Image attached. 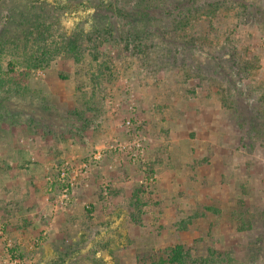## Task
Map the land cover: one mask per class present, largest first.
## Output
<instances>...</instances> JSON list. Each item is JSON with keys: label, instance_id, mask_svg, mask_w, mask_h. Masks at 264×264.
Returning a JSON list of instances; mask_svg holds the SVG:
<instances>
[{"label": "rangeland", "instance_id": "374dc122", "mask_svg": "<svg viewBox=\"0 0 264 264\" xmlns=\"http://www.w3.org/2000/svg\"><path fill=\"white\" fill-rule=\"evenodd\" d=\"M136 1L0 0V220L11 244L0 239V264H151L177 244L264 264V0H246L257 21L232 5L214 28L196 15L177 45L171 21L189 0H156L170 41L159 33L141 47L124 41L130 21L118 12ZM12 76L31 92H14ZM136 134L144 162L108 149L78 179L82 205L72 211L73 194L55 208L57 168Z\"/></svg>", "mask_w": 264, "mask_h": 264}, {"label": "trees", "instance_id": "16d2710c", "mask_svg": "<svg viewBox=\"0 0 264 264\" xmlns=\"http://www.w3.org/2000/svg\"><path fill=\"white\" fill-rule=\"evenodd\" d=\"M155 2L156 0H137L135 2L137 9L133 7L130 11V14L124 12L121 9H118V12H120L121 15L125 14L124 16L130 21V30L128 31L124 39L127 45H130V43L134 41L137 42V44L135 43L137 47H141L144 42V38L147 39L151 35L154 36L155 34L158 35L159 33L160 39L165 40L166 33L169 31V24H167V22L165 21L163 22V20H166L164 17L169 13L166 12L165 14L164 10L158 9L155 6ZM187 3H189V5L187 7H183V9L180 10L176 17H173L171 15V17H173V22L171 21V23L173 29H175L174 34H176V38L170 43H174L175 45H177L178 41H180V38L177 37L179 33L178 31L181 30L183 32H186L187 27L193 28L192 19L195 18L196 15L199 18L206 17L207 22H209L210 24V28H214V19L218 18L217 13L219 12V10L227 7L228 5H232L231 7H238L241 11V15H245L246 17H248V19L252 18V21H257L259 14H261L262 16V11L260 12L258 9H255L256 11H252L251 9H249L251 8V4L255 3L247 2L246 0H189V2ZM182 4L178 2L177 7H181ZM153 29L155 31L151 33ZM97 31L98 34L101 35L100 32L102 30L97 29ZM95 39L96 40L93 39L90 42L95 48H97L98 43H102V41L100 39L99 41H97V38ZM169 41L170 40L167 41L166 38L165 42ZM76 45L77 43L74 40L68 39V51L75 52L77 48ZM227 46L228 45H225L223 48H221L220 51L224 50V48L227 49ZM95 50L96 52H98V49ZM169 51V53H171V50ZM228 53L229 56H237L236 50H230ZM94 54L95 56H97V53L94 52ZM231 61L234 65L233 67L238 68L239 62L234 58H231ZM10 70L14 71L12 68H10ZM240 70L241 68L239 67L238 71ZM2 74L3 71L0 70V82L2 80ZM7 74L8 73H6V75ZM11 79L13 80L15 86L13 88L14 92H17L18 94H26L28 92H31V88L22 85L23 83L21 82L19 83V80L15 79V77L12 76ZM134 196L137 202H141L140 199L137 198V193L134 192ZM208 209L211 210L212 208L208 207ZM202 215L203 212L197 211L189 218L180 221L178 224L179 229L183 230L188 226V224L192 223L194 219H198V217H201ZM133 219L136 222L138 221L136 218ZM161 251L162 253L154 254L156 260H154V262H152L151 264H232L234 262L232 255H229L228 252L226 253L224 251H218L213 248H210L206 255H198V251L197 249H195V246L192 248L183 244H177L175 246L167 247L162 249Z\"/></svg>", "mask_w": 264, "mask_h": 264}, {"label": "built area", "instance_id": "2783aa9c", "mask_svg": "<svg viewBox=\"0 0 264 264\" xmlns=\"http://www.w3.org/2000/svg\"><path fill=\"white\" fill-rule=\"evenodd\" d=\"M124 124L126 125L127 128L133 127L132 119L126 120ZM144 141L145 140L139 134H136L133 141L131 142L128 141L124 144L115 143L109 147L102 144L96 148V151L93 154H91L87 160H84L80 164L77 165L72 161H67L65 162V164L57 168L56 180L58 181L59 185H61V191L59 195V200H57L55 208L56 209L57 207L67 208L71 204L74 191L76 190L79 184L78 179L82 176H86L91 170L93 163L102 160L108 149L118 150L119 152L126 153L128 155L129 160H131V162L134 164L144 162L146 155V147H145L146 142ZM48 179L51 182V184H54V182H56V180H53L50 177ZM150 181H153V177L150 178ZM141 182L143 183V180ZM0 239L7 241V245H11L10 239H8L6 234L5 225L1 222V220H0ZM10 264H23V263L20 262L19 259L12 258Z\"/></svg>", "mask_w": 264, "mask_h": 264}, {"label": "crops", "instance_id": "0c3cea01", "mask_svg": "<svg viewBox=\"0 0 264 264\" xmlns=\"http://www.w3.org/2000/svg\"><path fill=\"white\" fill-rule=\"evenodd\" d=\"M78 193L79 192H75V194H74V200H73V203H72V207H71V209H72V211H74V208L76 207V206H80V205H82V203H80L79 202V197L78 196H80V195H78ZM78 197V198H77ZM84 203V202H83ZM96 203V202H95Z\"/></svg>", "mask_w": 264, "mask_h": 264}]
</instances>
